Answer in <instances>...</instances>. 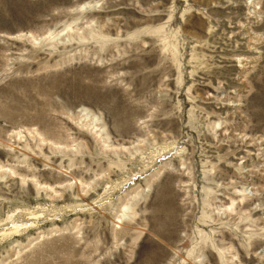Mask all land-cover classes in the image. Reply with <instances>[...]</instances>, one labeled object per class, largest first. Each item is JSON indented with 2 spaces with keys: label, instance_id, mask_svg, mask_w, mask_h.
<instances>
[{
  "label": "rangeland",
  "instance_id": "1",
  "mask_svg": "<svg viewBox=\"0 0 264 264\" xmlns=\"http://www.w3.org/2000/svg\"><path fill=\"white\" fill-rule=\"evenodd\" d=\"M0 264H264V0H0Z\"/></svg>",
  "mask_w": 264,
  "mask_h": 264
}]
</instances>
